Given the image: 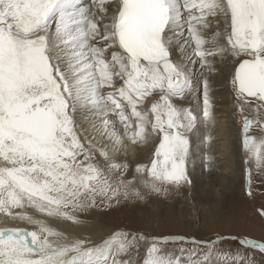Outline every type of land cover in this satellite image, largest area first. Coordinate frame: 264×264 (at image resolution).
<instances>
[{"label":"snow or ice","instance_id":"1","mask_svg":"<svg viewBox=\"0 0 264 264\" xmlns=\"http://www.w3.org/2000/svg\"><path fill=\"white\" fill-rule=\"evenodd\" d=\"M225 56L235 60L243 148L264 169V138L249 135L264 129V0H0V212L37 229L0 230V264H213V249L189 262L152 239L140 258L143 236L92 241L55 225L185 181L197 117L183 103L201 87L188 65L211 72ZM209 88L203 79L206 122ZM125 139L154 145L134 175L114 158ZM239 243L264 253V242ZM221 259L252 264L240 252Z\"/></svg>","mask_w":264,"mask_h":264},{"label":"rangeland","instance_id":"2","mask_svg":"<svg viewBox=\"0 0 264 264\" xmlns=\"http://www.w3.org/2000/svg\"><path fill=\"white\" fill-rule=\"evenodd\" d=\"M228 59L217 57L215 62L220 65L227 64L228 68L231 67L229 69L231 72L235 60L228 61ZM228 92L232 96L229 115L223 114L220 105L215 108L212 105L213 121L206 122L209 126L212 123L211 127L216 124L218 129L224 127L225 133L219 132L220 136H212L210 140L209 136H206L209 131H214L213 128L205 130L204 124L201 127L198 120L201 117L204 118L202 88L188 99L185 108L191 109L197 120L191 131L185 133L189 141V151L185 162L186 180L179 186H166L167 191L161 194L145 190L146 195L143 199L121 198L119 203L112 201L110 205L103 204L89 213L78 214L82 223L76 226L90 229L85 238L93 237L95 228H98L97 230L103 236L113 234L117 230L134 235L143 233L150 241L152 239L166 240L167 243H162L160 246L169 254L184 261L202 259L203 253L213 249L217 255H235L240 252L246 255L252 264H264V253L252 249L245 251L239 243L244 238L264 242V169L254 165L249 187H245L243 166L245 161L248 163L250 160L244 159L243 117L230 84H228ZM218 94H216L217 97L221 93ZM244 115L253 118L255 112L245 105ZM263 133L264 129L254 124L249 135L257 137L256 135L261 136ZM128 144L135 147L132 150L133 153L128 152V146H130ZM153 151V144H135L125 139L119 151L114 154V158L116 162L122 158L123 163L129 166V172L134 175L135 168L139 166V160L143 155L148 158L143 165L150 166ZM195 158L198 161L201 160L203 164L196 167L193 164ZM230 158H234V167L226 164ZM234 176H242V179L240 178L234 191L228 189L224 192L220 184H227L228 178ZM202 183L212 186L214 193L208 195V192L203 190ZM91 226L93 229L90 228ZM182 249L194 251L195 255L190 256L189 251L181 252ZM217 255L211 257L213 264L217 260ZM219 264H223L222 259Z\"/></svg>","mask_w":264,"mask_h":264},{"label":"bare ground","instance_id":"3","mask_svg":"<svg viewBox=\"0 0 264 264\" xmlns=\"http://www.w3.org/2000/svg\"><path fill=\"white\" fill-rule=\"evenodd\" d=\"M84 2L88 3V0H84ZM181 51H182V49H181ZM224 58L228 59L229 57L225 56ZM230 60L231 59H228V61H230ZM234 64H235V62L233 61L232 71L231 72L229 71V69H231L230 64H228L229 67H230V68H228L227 64L226 65H224V64L220 65V64H218L215 61H213L214 67H213V70L211 72H209L208 69H206V68H202L201 65H199L197 63H191V64L188 65L189 66V71L191 72L194 81H200L201 82V87L200 88H202L203 79L206 78L208 80L209 86H210L209 95H210V100H211V106L214 105L213 107L215 108V107H217V105L218 106L220 105V107L222 108L223 114H226V115H229V113L231 111V103H232V98L231 97L232 96L228 92V84H230V87H231V79H232V74H233V71H234V68H233ZM218 71L221 72V73H219ZM217 93H219V94L221 93L219 97L216 96ZM188 101L189 100L184 101V103H183L184 107L188 104ZM196 102H197V100H196ZM223 114H221V115L223 116ZM92 119H93V117L91 115L85 114L84 116H82L80 118V122L84 125V127H89ZM198 120H200L199 123L201 124L200 125L201 127H203V124H204L205 130H209L210 129L212 123L209 126L208 124H206V121L202 117L200 119H198ZM211 128H213L214 131L213 132L209 131V133H207L206 137H208V136L212 137V136H216V135L220 136L219 132L222 133V134L225 133L224 127H221V128L218 129L216 124H215L214 127H211ZM221 131H223V132H221ZM200 134L201 133H199V135ZM196 135H198V134H196ZM256 136L257 137H253V138L256 139V140H259L261 138H264V133L261 136H258V135H256ZM225 137H227V136H225ZM242 137L244 138L243 131H242ZM233 140H231V141H233ZM128 145H130V146H128L129 147L128 148L129 149L128 152L129 153H133L132 150H134L135 147L132 146L131 144H128ZM244 154H245L244 155V159L245 160H249L246 152ZM195 159H196V160H194L195 163L193 161V164H195L196 167L203 164V162L201 160L198 161L197 158H195ZM233 159L230 158V160H227L226 164L228 166L234 167L235 162H234ZM147 160H148V158L146 157V155H143L141 157V159L139 160V165L146 164ZM123 161L124 160L122 158H119L117 162L123 163ZM253 162H254V160H250L248 163H247V161H245V165L243 166V171L245 172V176H243L244 177V181L246 183L245 187H249V184H250L249 180H250V177H252L251 173H253L252 171L254 170V165H255V162L254 163ZM252 168H253V170H252ZM225 169H227V166H225ZM196 177H199V175H196ZM240 178L242 179V176L241 177L234 176L232 178H228L227 184H220V186L222 187L221 189L224 192L228 191V189L234 191L237 183L241 180ZM201 186H202L204 191L208 192L207 193L208 195L210 193H214V189L212 188V186H210V185L208 186L207 184H204V183H202ZM208 199H210V197ZM16 211H19V210H16V209L13 210V212H16ZM55 226L58 228V230H62L69 237H74V238H85V236H87L88 232L90 231L89 228H85L84 229V227H79V226L77 227L76 224H73L72 222L56 223ZM92 226H95V225H92ZM92 226L90 228H92ZM10 229H23V230H27V231L37 230L33 225L27 224L26 222L20 221L18 219H13L8 214L0 212V230H10ZM97 229L95 228L93 230L94 231V236L89 238L92 241H100L101 239L107 238L108 236L111 235L109 233L110 235L106 234L107 236H103V235H101L102 233L99 230H97ZM100 230H101V228H100ZM105 232H106V229H105ZM91 233H93V232H91ZM132 235H134V234H132ZM135 236H137V237L143 236V237L146 238L145 240H141L140 241L139 252H140V258H142L143 255L146 253L147 246L149 245L150 239L148 238L147 235H145L143 233L142 234H136Z\"/></svg>","mask_w":264,"mask_h":264}]
</instances>
